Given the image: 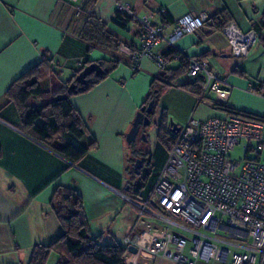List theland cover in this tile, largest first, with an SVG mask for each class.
Masks as SVG:
<instances>
[{
	"label": "crops",
	"instance_id": "obj_1",
	"mask_svg": "<svg viewBox=\"0 0 264 264\" xmlns=\"http://www.w3.org/2000/svg\"><path fill=\"white\" fill-rule=\"evenodd\" d=\"M118 1L130 6L136 16H148L152 24L163 25L165 33L185 14L206 13L208 21L195 33L182 36L175 49L188 58L204 54L210 69L228 78L232 89L227 107L264 114L259 107L264 98L248 91L250 86L264 83V0ZM77 8L81 9L79 15ZM91 13L106 23L120 42L136 44L139 24L130 20L122 27L118 25L114 0H0V264H27L33 245H46L60 236V223L49 206L57 185L73 188L81 196L90 236L100 237L104 244L126 247L123 264H175L145 250L130 252L124 244L136 219L133 205V212L122 207L123 199L135 200L125 194L130 148L125 134L152 79L160 72L152 61H142L132 72L127 60L120 58L104 79L69 98L86 127L83 144L95 142L76 164L24 134L17 108L7 96L12 82L36 65L46 64L48 74L40 86L49 96L86 61L111 59V54L88 46L78 37ZM225 21L234 22L243 32L255 31L256 40L244 59L230 55L224 36L215 28V23ZM154 50L162 53L165 46ZM177 65L172 62L168 68ZM182 76L162 91L158 108H164L167 116L181 124L190 117L204 120L224 115L210 101L198 102L194 94L179 88L177 84L190 79L186 73ZM169 96L175 98L174 104L166 101ZM39 104L33 98L26 100L32 107ZM167 152L156 139L152 153L156 165L163 166Z\"/></svg>",
	"mask_w": 264,
	"mask_h": 264
},
{
	"label": "built area",
	"instance_id": "obj_2",
	"mask_svg": "<svg viewBox=\"0 0 264 264\" xmlns=\"http://www.w3.org/2000/svg\"><path fill=\"white\" fill-rule=\"evenodd\" d=\"M114 1L118 12L139 24L136 44L119 41L117 47V59L125 58L132 72L146 59L159 70L177 62L181 52L169 61L154 49L162 45L175 49L182 36L195 33L208 21L204 12L185 14L165 33L163 25H154L148 16L138 17L130 6ZM80 12L77 8L76 14ZM220 32L230 55L238 59L247 57L257 37L254 30L243 32L234 22L224 24ZM188 62L187 76L203 83L197 100L213 94L211 104L226 105L232 89L228 78L213 72L205 60L188 58ZM248 91L264 98V83L252 85ZM170 140L165 162L147 196L129 199L136 219L124 238L125 246L175 264H264V117L234 111L204 120L190 118L171 133ZM238 145L244 150L239 168L227 157ZM147 218L179 230H162Z\"/></svg>",
	"mask_w": 264,
	"mask_h": 264
},
{
	"label": "trees",
	"instance_id": "obj_3",
	"mask_svg": "<svg viewBox=\"0 0 264 264\" xmlns=\"http://www.w3.org/2000/svg\"><path fill=\"white\" fill-rule=\"evenodd\" d=\"M220 17L222 19V16ZM117 20L119 21L118 25L122 27L124 23L133 20V18L116 10ZM226 23V21L217 22L215 28L220 29ZM78 37L88 46L99 48L113 56L109 60L96 61L104 70L103 75L90 74L86 77L84 85L76 87V92H69L67 90L68 85L74 82L75 76L84 66L92 62L86 61L64 86L54 89L48 96V93L43 91L40 86V81L48 74L45 68L46 64L45 66L36 65L15 79L7 90V96L17 108L21 131L70 164L78 163L93 148L95 142L92 140L88 144H83L82 139L87 133L86 127L70 104L69 98L92 88L104 79L119 61L117 59L119 40L107 29L106 23L102 22L93 13L86 17ZM177 52L179 51L174 48H166L162 52V56L171 61L172 55ZM204 57L203 54L195 59L203 60ZM176 63L178 65L174 69L160 70L159 74L152 79L141 106H144L150 100H154L155 110L157 99L162 91L173 85L179 77L186 73L189 63L188 57L182 54ZM177 86L195 96H199L202 93L203 83L200 79H196L177 84ZM28 98L39 101V106L26 105ZM197 101L199 102V100ZM212 106L224 112H242L227 107V105L212 104ZM167 121V112L163 108L160 113L156 139L168 151L171 147V134L169 133ZM128 146L131 148V145ZM139 171V177L136 174H134V177L138 178L140 182L138 184L127 182L125 191L130 196L143 199L147 196L146 193L141 192L145 178L144 175L142 176L143 172ZM49 206L60 223L61 234L49 244L33 245L27 264H49L52 253L54 254L52 264H123L122 255L126 247L118 244H104L100 241V237L90 236L84 216L83 201L76 190L57 185L51 196Z\"/></svg>",
	"mask_w": 264,
	"mask_h": 264
},
{
	"label": "rangeland",
	"instance_id": "obj_4",
	"mask_svg": "<svg viewBox=\"0 0 264 264\" xmlns=\"http://www.w3.org/2000/svg\"><path fill=\"white\" fill-rule=\"evenodd\" d=\"M182 79H184L183 76H182ZM189 80H191V79H189ZM177 81H179V80H177ZM160 96L158 97V99L160 98ZM204 97L205 98H203V100H201L202 103L203 102L206 103L209 101L208 99L214 98L213 94H206ZM260 100L262 101V103H261V105H259V107H260L261 111L264 113V99H260ZM166 101H168V103L174 104L175 98L172 96H169ZM158 107H159V102L157 101L156 105H155L154 114L152 116V124H150L149 126H146V128H145L147 138L143 140V138L140 135H138L136 137L135 143L132 144L131 148L128 150V163H127L128 164V168H127V180L128 181L127 182L130 184H138L140 182V180L138 178L134 177L133 161H132L133 159L132 158L136 157V159H138V158L143 159L144 160L143 162L145 163V165H144L143 170H142L143 171L142 175H144L145 181H144L143 187L141 188V192L146 193V194H148L149 191L151 190V187L153 186V184H154V182H155V180H156V178H157V176L160 173V170L162 168L161 166L156 165L155 160L152 158L154 146H156V137L155 136H156V132H157V124H158L159 117H160V111L162 109V108H158ZM251 114H254V113H251ZM254 115L264 117V114L263 115L254 114ZM170 118L172 119V121L174 123L177 124V126L181 127L190 118H193V117H190L186 122H184L182 124L176 122L171 115H168V119H170ZM247 155L249 157L253 156V154L251 152H249ZM243 156H244V150L242 148V145L235 146L231 151H229L227 153V157L231 161L238 163V168L242 165ZM125 194L128 195L126 192H125ZM128 196L130 198L135 199V200L140 199L139 197H136V196H130V195H128ZM140 200H144V198L140 199ZM123 201H124V203H122V207H124L123 211L128 210L130 212H133L132 204L128 201H125L124 199H123ZM146 220L150 221V223H155L156 225L159 226V228H161L163 230L164 229L168 230V231L179 230L178 228L174 227L173 225H171L167 222H164V221H160L158 219L147 218ZM122 221L123 220L120 217V222H122ZM120 225H121V223H120ZM121 231H122V229L120 227V244H122L121 235L123 233ZM124 252H127V251H124ZM53 257H54V254L52 253L50 255V258H49V262H48L49 264L53 263V261H54ZM201 262L202 261H198V264Z\"/></svg>",
	"mask_w": 264,
	"mask_h": 264
},
{
	"label": "water",
	"instance_id": "obj_5",
	"mask_svg": "<svg viewBox=\"0 0 264 264\" xmlns=\"http://www.w3.org/2000/svg\"><path fill=\"white\" fill-rule=\"evenodd\" d=\"M104 70L101 68L99 62H91L88 65L84 66L83 69L75 76L74 82L70 83L67 87L69 92L73 91L76 92V87L78 85H84L86 83V77L90 74L95 76L103 75ZM154 110V100H150L147 106H141L138 111L136 112L133 121L129 130L125 134V142L128 145H132L136 141V137L139 134L141 128L150 125V119L146 116L147 114H151ZM169 132L175 133L178 130V126L172 121L170 118L168 120ZM143 140L146 139L144 134L140 135ZM142 167L141 160L136 159L133 165L134 174L139 175L140 169ZM127 250L130 252H136V248L132 245L127 246Z\"/></svg>",
	"mask_w": 264,
	"mask_h": 264
},
{
	"label": "flooded vegetation",
	"instance_id": "obj_6",
	"mask_svg": "<svg viewBox=\"0 0 264 264\" xmlns=\"http://www.w3.org/2000/svg\"><path fill=\"white\" fill-rule=\"evenodd\" d=\"M148 104V103H147ZM147 104H145L144 106L146 107L147 106ZM153 114H154V110L151 112V114H147L146 116L150 119V124H152V116H153ZM157 127H158V124H157ZM145 128L146 127H143V128H141L140 129V131H139V134L141 135V134H144V137L145 138H147V135H146V132H145ZM133 159V165H134V162H135V160H136V157H134V158H132ZM139 159V158H138ZM140 160H141V164H142V167H141V171L143 170V167H144V165H145V163L143 162L144 160L143 159H141L140 158ZM143 172V171H142ZM133 173H134V170H133ZM138 177H139V175H137ZM143 176V175H142Z\"/></svg>",
	"mask_w": 264,
	"mask_h": 264
}]
</instances>
